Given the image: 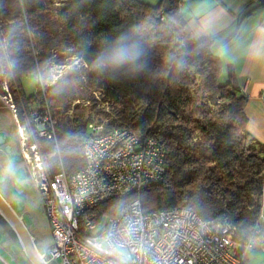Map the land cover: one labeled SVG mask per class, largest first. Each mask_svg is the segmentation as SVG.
<instances>
[{"label": "trees", "instance_id": "16d2710c", "mask_svg": "<svg viewBox=\"0 0 264 264\" xmlns=\"http://www.w3.org/2000/svg\"><path fill=\"white\" fill-rule=\"evenodd\" d=\"M180 3L0 0V82L27 101L37 94H21L22 77L36 74L45 85L53 67L66 68L44 88L58 153L53 142L39 144L51 174L60 160L67 172L83 166L87 123L77 117L86 109L85 119L103 123L104 132L126 127L164 145L162 180L96 206L97 221L118 216L138 198L143 212L183 206L207 221L231 223L233 241L246 246L258 237L264 144L246 129L247 97L232 67L212 54L211 39L187 35ZM121 36L139 47V67H96L97 57ZM101 103L107 110L97 107ZM69 111L71 119L64 116Z\"/></svg>", "mask_w": 264, "mask_h": 264}, {"label": "built area", "instance_id": "2783aa9c", "mask_svg": "<svg viewBox=\"0 0 264 264\" xmlns=\"http://www.w3.org/2000/svg\"><path fill=\"white\" fill-rule=\"evenodd\" d=\"M55 80L44 85L39 78L36 98L19 97L20 105L3 80L0 97L13 113L54 241L47 253L56 264H243L238 249L250 242L241 246L233 241L235 226L207 221L187 207L143 212L136 198L118 216L97 221L91 211L96 206L162 180L167 172L165 147L130 128L104 132L103 123L91 121L82 139L83 166L67 172L60 160L59 170L51 174L39 141L53 142L58 153L55 123L44 93ZM94 97L98 100L99 93L94 92ZM104 107L107 110L101 103Z\"/></svg>", "mask_w": 264, "mask_h": 264}, {"label": "crops", "instance_id": "0c3cea01", "mask_svg": "<svg viewBox=\"0 0 264 264\" xmlns=\"http://www.w3.org/2000/svg\"><path fill=\"white\" fill-rule=\"evenodd\" d=\"M178 9L187 35L194 40L211 39L212 54L223 66L232 67L247 97L246 129L255 143L264 144V0H181ZM220 79L225 81V69ZM260 205L258 237L243 247L239 255L243 264H264V189ZM51 246L46 247L47 252ZM0 251L17 263L2 245ZM0 264L10 263L0 255Z\"/></svg>", "mask_w": 264, "mask_h": 264}, {"label": "water", "instance_id": "95a60500", "mask_svg": "<svg viewBox=\"0 0 264 264\" xmlns=\"http://www.w3.org/2000/svg\"><path fill=\"white\" fill-rule=\"evenodd\" d=\"M30 170L13 113L0 97V226L15 240L5 246L6 234L0 231V243L18 264H56L46 251L54 241Z\"/></svg>", "mask_w": 264, "mask_h": 264}, {"label": "clouds", "instance_id": "9594fccd", "mask_svg": "<svg viewBox=\"0 0 264 264\" xmlns=\"http://www.w3.org/2000/svg\"><path fill=\"white\" fill-rule=\"evenodd\" d=\"M141 51L134 43H127L126 37L121 36L114 45L103 51L96 61V67L104 70L106 68H119L122 66L139 67Z\"/></svg>", "mask_w": 264, "mask_h": 264}, {"label": "rangeland", "instance_id": "374dc122", "mask_svg": "<svg viewBox=\"0 0 264 264\" xmlns=\"http://www.w3.org/2000/svg\"><path fill=\"white\" fill-rule=\"evenodd\" d=\"M143 1V0H142ZM151 1H154V0H151ZM148 3V2H147ZM158 3V1L157 2H151V5H156ZM66 68H64V67H61V68H58V67H53V69H52V71H53V73H51V75H52V79L48 82V83H50V82H52V80H55L57 77H56V75H57V72L59 73H62L63 72V70H65ZM56 73V74H55ZM59 75V74H58ZM55 77V78H54ZM38 84H39V77L36 75V74H29V75H26V76H24V77H22L21 79H20V89H21V94L24 96V97H29V96H31V95H33L34 93H35V91H36V89H37V86H38ZM15 100H16V103H17V105H20V100L19 99H16L15 98ZM83 105H86V106H89L90 105V103L89 104H83ZM97 107L98 108H101V105L100 104H98L97 105ZM89 115V109H86L84 112H83V114L82 115H79L77 118L78 119H81V121L83 122V121H86V123H89V122H91V121H93V119L92 118H87V119H85L87 116ZM91 115V114H90ZM64 116H66V117H68V118H73L74 116L73 115H71V111H69L68 113H66ZM0 255L7 261V262H9L10 264H18V263H15V262H12V261H10V259L5 255V253H3V252H1L0 251Z\"/></svg>", "mask_w": 264, "mask_h": 264}, {"label": "flooded vegetation", "instance_id": "af4514ba", "mask_svg": "<svg viewBox=\"0 0 264 264\" xmlns=\"http://www.w3.org/2000/svg\"><path fill=\"white\" fill-rule=\"evenodd\" d=\"M16 138V137H15ZM16 142V145H17V140L15 141ZM21 164H22V161H21ZM22 167H23V164H22ZM26 174V173H25ZM26 177V176H25ZM1 228H0V231L1 232H5V234H6V231H5V228H3L2 226H0ZM11 242H15V240L14 241H12V239L10 240L9 238H8V235L6 234V243H5V246H9V244H11ZM0 245H2L1 243H0ZM12 255V254H11Z\"/></svg>", "mask_w": 264, "mask_h": 264}]
</instances>
